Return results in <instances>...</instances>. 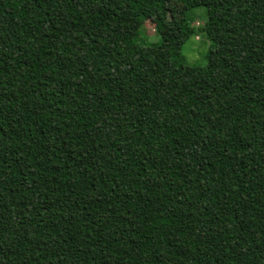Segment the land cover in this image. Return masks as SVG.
Masks as SVG:
<instances>
[{"label":"trees","instance_id":"16d2710c","mask_svg":"<svg viewBox=\"0 0 264 264\" xmlns=\"http://www.w3.org/2000/svg\"><path fill=\"white\" fill-rule=\"evenodd\" d=\"M0 264H264V0H0Z\"/></svg>","mask_w":264,"mask_h":264},{"label":"rangeland","instance_id":"374dc122","mask_svg":"<svg viewBox=\"0 0 264 264\" xmlns=\"http://www.w3.org/2000/svg\"><path fill=\"white\" fill-rule=\"evenodd\" d=\"M201 9L196 10V14H193L194 17V25L202 23V19L199 17L200 15L197 12H200ZM182 12V7L178 3H171L167 8V17L168 18H178ZM195 27V26H194ZM155 35V34H154ZM153 35V28L149 23L146 22L145 28L142 29L139 42L150 43L155 40V36ZM151 36H153L151 38ZM146 40L142 41L141 39ZM146 38H151L147 40ZM211 41L206 37V35L195 28L194 33L183 43L181 47V51L189 64H195L201 66L205 64L207 55L210 51Z\"/></svg>","mask_w":264,"mask_h":264}]
</instances>
